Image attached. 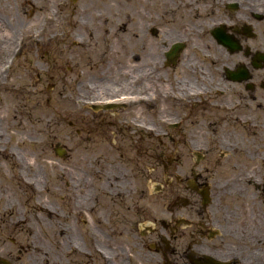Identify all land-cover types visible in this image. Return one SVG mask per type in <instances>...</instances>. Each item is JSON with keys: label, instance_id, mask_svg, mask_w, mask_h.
Returning a JSON list of instances; mask_svg holds the SVG:
<instances>
[{"label": "flooded vegetation", "instance_id": "1", "mask_svg": "<svg viewBox=\"0 0 264 264\" xmlns=\"http://www.w3.org/2000/svg\"><path fill=\"white\" fill-rule=\"evenodd\" d=\"M21 57L37 78L75 73L92 110L158 94V126L173 128L159 142H235V165L177 176L186 195L166 212L142 182L80 186L95 224L62 264H264V0H0V82ZM155 77L158 93L142 91ZM0 258L18 264L1 244Z\"/></svg>", "mask_w": 264, "mask_h": 264}, {"label": "rangeland", "instance_id": "2", "mask_svg": "<svg viewBox=\"0 0 264 264\" xmlns=\"http://www.w3.org/2000/svg\"><path fill=\"white\" fill-rule=\"evenodd\" d=\"M29 65L21 57L0 82V145L5 144L0 149V244L18 264H62L72 259L78 245H89L94 214L78 205L90 203V198L77 196L80 186L89 195L93 182L99 188L142 182L147 204L158 198L161 213L186 195L177 176H190L191 166L235 165V142L227 137L159 142L158 133L173 128L158 126V94L115 113L96 111L78 102L95 95L75 89V73L37 78L26 70ZM144 80L142 91L157 88L158 93V77ZM98 114L103 121H93ZM13 119L17 122L10 131L7 124ZM58 146L65 149L63 156L56 153ZM20 173L35 174L45 186L43 194L32 183H23ZM99 197L98 213L103 216L110 197ZM101 222L104 227L106 222ZM15 246L22 249L19 259Z\"/></svg>", "mask_w": 264, "mask_h": 264}, {"label": "bare ground", "instance_id": "3", "mask_svg": "<svg viewBox=\"0 0 264 264\" xmlns=\"http://www.w3.org/2000/svg\"><path fill=\"white\" fill-rule=\"evenodd\" d=\"M148 95H149L148 98L151 99V97H150L151 94L148 93ZM32 161H34V160H32ZM32 161H31V163H33ZM20 175L22 177L23 183H25V184L32 183L33 184L32 188L37 190V194L38 195H42L43 194V190L45 189V186L42 184L41 180L39 178H37V176L35 174L34 175H24V174L20 173ZM114 178L117 179L118 177H114ZM152 183H154V182H152ZM16 186H17V188H21V186L18 185V184H16ZM154 186H155V184H152V188H154ZM77 196H80V195L78 194ZM85 196H87V195H85ZM28 197L30 198V194L29 193H28ZM45 207L47 209H50L49 206H45ZM89 208L90 207H88V209Z\"/></svg>", "mask_w": 264, "mask_h": 264}, {"label": "water", "instance_id": "4", "mask_svg": "<svg viewBox=\"0 0 264 264\" xmlns=\"http://www.w3.org/2000/svg\"><path fill=\"white\" fill-rule=\"evenodd\" d=\"M58 153H60V151H58ZM0 262H2L3 264H7V263H6V260L3 259V258H0Z\"/></svg>", "mask_w": 264, "mask_h": 264}]
</instances>
